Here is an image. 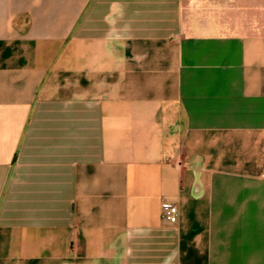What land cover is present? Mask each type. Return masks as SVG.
<instances>
[{
	"label": "crops",
	"instance_id": "crops-1",
	"mask_svg": "<svg viewBox=\"0 0 264 264\" xmlns=\"http://www.w3.org/2000/svg\"><path fill=\"white\" fill-rule=\"evenodd\" d=\"M0 264H264V0H0Z\"/></svg>",
	"mask_w": 264,
	"mask_h": 264
},
{
	"label": "built area",
	"instance_id": "built-area-1",
	"mask_svg": "<svg viewBox=\"0 0 264 264\" xmlns=\"http://www.w3.org/2000/svg\"><path fill=\"white\" fill-rule=\"evenodd\" d=\"M179 210L176 205L164 203L163 206V217L166 221L171 224H176L178 222Z\"/></svg>",
	"mask_w": 264,
	"mask_h": 264
}]
</instances>
